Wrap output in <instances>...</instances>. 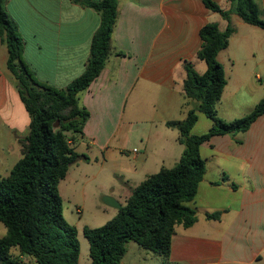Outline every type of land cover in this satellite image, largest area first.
Masks as SVG:
<instances>
[{
    "label": "crops",
    "instance_id": "1",
    "mask_svg": "<svg viewBox=\"0 0 264 264\" xmlns=\"http://www.w3.org/2000/svg\"><path fill=\"white\" fill-rule=\"evenodd\" d=\"M6 1L23 8L32 6L26 4L29 0ZM81 1L66 0L50 25L31 31L34 42L30 51L23 48L26 59L22 57V60L43 87L64 89L86 69L100 15L82 6ZM214 1L222 9L231 8L230 0ZM255 1L264 19V0ZM118 2V19L105 68L78 96L90 118L75 148L85 155L86 151L98 149L104 163L118 153L126 154L122 158L128 162L118 161L114 168L115 175L123 178L125 189L116 191V184L109 188V195L124 206L133 188L146 177L179 162L185 147L179 141L178 129L169 128L166 123L184 120L197 105L185 96V64L191 62L203 74L207 65L198 58L203 45L200 31L208 23H217L224 31L228 21L207 9L202 0ZM231 23L235 32L228 48L218 56L227 85L216 108L225 122L250 114L264 98V30L236 14L231 16ZM221 58H225L224 62ZM7 60L8 49L0 41V174L3 176L20 159V140L25 138L21 135L31 123ZM243 107L245 114L241 111ZM82 144L85 146L81 151L78 148ZM203 148L209 150L202 156L207 162V173L197 196L188 203L197 211V222L189 228L176 227L171 262L264 264V115L247 131L216 136L201 151ZM14 155L17 160L11 164ZM68 175L69 172L66 178ZM109 208L113 219L119 209ZM216 212H221L219 219L207 218V214ZM31 260L24 257L26 263ZM31 264H35L33 260Z\"/></svg>",
    "mask_w": 264,
    "mask_h": 264
},
{
    "label": "trees",
    "instance_id": "2",
    "mask_svg": "<svg viewBox=\"0 0 264 264\" xmlns=\"http://www.w3.org/2000/svg\"><path fill=\"white\" fill-rule=\"evenodd\" d=\"M5 1L0 0V41L8 49L7 68L15 78L31 123L29 134L20 140V159L7 176L0 174V222L7 230L0 237V264H29L24 257H29L35 264H81L79 231L64 215L59 185L72 165L89 160L75 148L90 118L78 96L105 68L119 2H80L100 15V25L91 42L90 58L82 75L64 89H53L39 85L34 72L22 60L23 39L19 36L17 23L4 7ZM202 1L207 9L219 13L229 25L224 31L217 23L202 27L203 45L198 58L207 65L203 74L191 62L185 64V96L197 105L184 120L166 123L167 127L180 132L179 141L185 147L183 154L174 167L162 168L133 188L132 195L112 220L97 228L84 227L90 245L89 264H122L131 241L161 255L164 264H174L171 262V245L176 227L189 228L197 222V211L188 203L197 196L207 173L201 147L216 136L247 131L264 115V98L250 114L232 122L223 121L216 108L227 85L218 56L228 48L235 32L230 24L231 16L236 14L246 23L264 30L259 5L255 0H230L231 8L225 10L214 0ZM198 113L209 118L213 126L204 134L193 135ZM220 216L221 212L207 214L209 219Z\"/></svg>",
    "mask_w": 264,
    "mask_h": 264
},
{
    "label": "rangeland",
    "instance_id": "3",
    "mask_svg": "<svg viewBox=\"0 0 264 264\" xmlns=\"http://www.w3.org/2000/svg\"><path fill=\"white\" fill-rule=\"evenodd\" d=\"M65 1L66 0H29V2L26 1V4L29 5V3H31L32 6L29 5L26 8L16 6V2L7 4V1H5L4 7L8 10L7 12L10 18L17 23L20 29L24 50L26 49V51L29 52L34 42V35L31 31L38 26L50 25L51 21H54L53 18L56 12L62 5H65ZM47 13H52V16ZM230 24L235 29L231 21ZM22 54L23 59H26L24 53ZM221 60L224 62L225 58H221ZM202 64L204 65V62H202ZM244 110L245 108L243 107L241 109L243 112L242 114H245ZM198 115L199 120L192 130L193 135L204 134L213 126V122L203 113H198ZM28 134L29 129L21 136L26 137ZM79 141H77L76 146ZM83 144L78 148L81 151L84 150L85 145ZM208 153L209 150L206 148H203L201 151L202 156H206ZM86 154L89 160H81L82 162L79 161L72 165L68 178L62 180L59 185L64 203V215L79 231V240L81 243L80 261L82 264L90 263V245L88 239L84 235V227L97 228L112 220L110 217L112 211L104 204L103 198L105 196H110L111 190H109V188L113 184H116L114 188L116 191H124L125 185L123 178L119 175H115L114 168L117 166L118 161L122 160L123 162H128V159L122 158L125 157L124 155L126 154L121 153H118V156H114V159H110L106 163L103 162V155L98 149H93V152L86 151ZM11 158V164L16 162L17 157L15 155ZM138 178L141 179L143 177ZM6 231L4 224L0 222V237L4 236ZM157 259H163V257L143 249L136 242L131 241L129 243V252H127L123 258V262L124 264H159L160 262L162 263V261L164 262V259L162 261ZM31 261L29 264H31Z\"/></svg>",
    "mask_w": 264,
    "mask_h": 264
},
{
    "label": "water",
    "instance_id": "4",
    "mask_svg": "<svg viewBox=\"0 0 264 264\" xmlns=\"http://www.w3.org/2000/svg\"><path fill=\"white\" fill-rule=\"evenodd\" d=\"M55 127H58V123L55 125ZM103 202L105 205L109 206V207H113V208H117L120 209L122 206L119 202H117L113 197L111 196H105L103 198Z\"/></svg>",
    "mask_w": 264,
    "mask_h": 264
},
{
    "label": "built area",
    "instance_id": "5",
    "mask_svg": "<svg viewBox=\"0 0 264 264\" xmlns=\"http://www.w3.org/2000/svg\"><path fill=\"white\" fill-rule=\"evenodd\" d=\"M78 212H79V210H78Z\"/></svg>",
    "mask_w": 264,
    "mask_h": 264
}]
</instances>
